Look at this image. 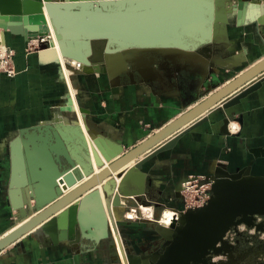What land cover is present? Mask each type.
I'll return each instance as SVG.
<instances>
[{"label":"crops","instance_id":"obj_1","mask_svg":"<svg viewBox=\"0 0 264 264\" xmlns=\"http://www.w3.org/2000/svg\"><path fill=\"white\" fill-rule=\"evenodd\" d=\"M245 1L259 8H254L260 11L258 26L249 21L238 26L233 13L226 24L217 25L221 31L217 38L198 47H209L215 59L226 60L224 65L217 61L213 65L198 54L199 59H188L195 48L157 51L130 57L132 77L122 73L112 80L103 74V62L97 64L99 71L95 72L80 63L45 59L39 52H29L38 40L26 42L24 36L6 31L4 44L15 51L18 73L10 78L0 72V239L20 221L11 196L13 177L20 181V176L13 173L11 146L22 138L21 132L32 136L31 131L40 126L82 122V114L91 128L124 152L131 151L264 59V8L257 1ZM229 59L232 64L227 63ZM207 76L211 86L202 96L200 87ZM254 84H259L256 89L235 99ZM72 95L78 108H73ZM79 107L84 113L80 114ZM234 126L236 130H232ZM164 144L168 145L159 149ZM141 161L146 175L145 194L133 206H126L117 227L124 247L146 264L163 251L169 235L168 228L160 227L161 221L155 224L149 215L178 212L183 206L180 188L190 176L211 177L222 167L231 173L243 170L247 180L264 178V74L1 251L0 264L119 263L110 219L102 220L97 204L89 205L90 215L85 216L86 224L90 219L93 222L91 231L80 226L72 229L69 218L60 220L94 192L103 201V186ZM99 171L94 169L85 177L78 175L76 184L67 187L64 194ZM121 179L117 177L116 194ZM144 208L148 210L143 213ZM133 209L137 214L131 218Z\"/></svg>","mask_w":264,"mask_h":264},{"label":"water","instance_id":"obj_2","mask_svg":"<svg viewBox=\"0 0 264 264\" xmlns=\"http://www.w3.org/2000/svg\"><path fill=\"white\" fill-rule=\"evenodd\" d=\"M31 1L35 4L31 5L27 0H0V29L3 30L1 32L3 40L6 31L24 36L26 42L39 41L44 37L53 39L52 34L55 32L63 56L86 64L95 72L99 71L97 64L103 62L105 67L103 71L112 80L126 69L123 54L129 50L135 49L143 53L177 50L158 46L161 45L158 41L160 28L170 20L171 11L183 5L190 7L192 3H200L201 0ZM210 1L217 10H221L218 9V2ZM227 5H230V9H223L224 14L217 13L211 17L210 26L214 25L217 29L218 24H226L229 14L233 13H236L238 26L242 25L246 1L227 0ZM44 9L47 10L52 28L46 21ZM33 18L40 21L34 28L29 27V22ZM249 23L258 26L259 20L252 16ZM121 41L131 44L138 41L145 46L136 45L139 47L137 48L129 44L123 47ZM186 41L192 48H196L198 43L201 45L212 42V40L202 42L190 37H187ZM191 41L198 43L192 45ZM97 42L104 43V48L98 55L95 49ZM117 57H120V60ZM95 59H99L98 62L95 63ZM116 61H119V67L115 66ZM227 63L232 64L233 61L227 60ZM262 74L264 59L253 64L246 72L129 152H124L122 147L91 128L84 116L82 118L86 130L93 141L91 144L86 141L77 120L71 127L62 124L40 126L32 130L36 132L32 136H28L27 132H21L22 138L11 146V155L15 160L13 173L20 176V184L14 177L12 179L11 196L20 221L28 219L0 239V252ZM258 85L246 88L235 99H241ZM80 112L84 113L81 107ZM70 128L77 131L74 133ZM22 139L29 142H19ZM167 145L164 144L159 149ZM38 149H43L49 155L52 163L49 168L38 160ZM92 157L100 171L74 190L64 194L67 187L76 184L78 175L81 177L91 175ZM105 161L108 164H104ZM143 163L144 161L138 162L123 176H117L122 178L118 194L114 191L117 177L103 186L106 203L102 201L98 192H94L70 208L61 216L60 222L69 218L72 229L80 226L85 231H91L93 222L90 219V223L86 224L85 216L87 213L90 215L88 206L97 204L102 220L109 217L111 225L118 233L117 224L126 211V206H133L135 201L139 202V198L145 194L146 175L142 172ZM213 177L214 185L208 203L202 208L181 213L179 218L175 219L174 225L167 229L168 242L163 251L146 264H208V255L211 251L217 250V245L223 241L231 228L243 224L264 232V221H261L264 218V178L247 180L243 170L231 173L222 167L215 170ZM131 184L134 186L129 189L128 186ZM38 211V214L30 217ZM123 250L127 264H142L127 247H123Z\"/></svg>","mask_w":264,"mask_h":264},{"label":"bare ground","instance_id":"obj_3","mask_svg":"<svg viewBox=\"0 0 264 264\" xmlns=\"http://www.w3.org/2000/svg\"><path fill=\"white\" fill-rule=\"evenodd\" d=\"M27 1L31 5L35 4L31 0H27ZM199 2L200 3H192L190 7H188V6L186 7V5H183V7L176 8L173 11H171L170 20L167 22L166 25H163L160 28V31L158 33V41L161 44L158 46L163 47V48L189 49L190 46H188L187 41H186L187 37L197 39V40L203 42L205 40H213L214 38H217L219 36V34H221V31L218 29L216 30L214 25L210 26V22H211V17L213 15H215L217 13L222 15V14H224L223 11L217 10L216 6L210 0H201ZM246 4L247 5H246V10H245V15L242 19V23H247L248 21H250V18L252 16L257 19L258 18L257 15L260 12L259 10H256L252 6L248 5L247 2H246ZM44 14L46 16L47 23L52 28L51 20L48 16L46 9H44ZM38 23H40V21L33 18V20H31L29 22V27L34 28ZM52 37H53V39H49L48 37H44L41 40H39V43L41 46L42 56H45L47 59H49V58L54 59L55 61L62 59L64 62L70 61V62H75L76 64L79 63V62L70 60L69 58L63 56V54L61 52V48H60V43L55 36V32H53ZM0 43L5 45L4 40L3 41L0 40ZM121 44L123 45V47H127L131 43L121 41ZM131 45L134 47H137V48H139V47L136 45L145 46L141 42H138V41H136V42L133 41V43ZM117 58H118V60H120V57H117ZM80 64H82L86 67H89L86 64H83V63H80ZM114 64L117 67H119V65H120L119 61H116ZM70 109H72V110H70L71 112L74 111L73 108H70ZM79 110H80V107H79ZM80 114H81V112H80ZM81 120H82V122H80V120H79L78 124H79V126H81V128L84 132L86 141L89 143L93 142L91 137H90V134L86 130V126L84 124L82 114H81ZM64 124H65V126L71 127V124H67L66 122L63 123V125ZM71 130L74 133L77 131L75 128L71 129ZM19 142H29V141L22 139ZM37 155H38V160L40 161V163H42L46 168H49V166L52 165L49 155L43 149H38ZM100 157L104 160V158L101 156V154H100ZM91 162L93 165V167H92L93 171H94V169H96V170L100 169L97 166V164L95 163V160L93 157L91 159ZM130 164L131 163H129L125 167L129 166ZM125 167H123L122 169H124ZM122 169H120L117 173H119ZM103 202L106 203L105 200H103ZM147 210L148 209L144 208L143 213L146 212ZM129 215L131 217L132 216L135 217L134 213L129 214ZM27 219L28 218L22 219L20 222H18V225L15 228H18L19 226H21L24 222L27 221ZM161 223H164L166 225H171V226L174 225L175 217H174L173 213L166 212ZM112 231H113V234L115 236L116 243H117L115 245V247H117L119 249V252H120V254L117 255V260H119V263H121V262L126 263L125 262V260H126L125 253L123 250V244H122V241L120 239V236L117 233V231L114 230L113 226H112Z\"/></svg>","mask_w":264,"mask_h":264},{"label":"rangeland","instance_id":"obj_4","mask_svg":"<svg viewBox=\"0 0 264 264\" xmlns=\"http://www.w3.org/2000/svg\"><path fill=\"white\" fill-rule=\"evenodd\" d=\"M215 1L216 3L218 2V9H221V10L230 9V5H227V0H215ZM253 1H257L258 5L261 8H264V0H250V2H253ZM254 8L259 9L255 6ZM38 43L35 46L31 47L29 52H33V53L39 52L42 58L47 59L45 56H42L41 46H40V43L39 44ZM196 43L198 42L191 41L192 45ZM198 44L196 46L200 45ZM95 46H96L95 48L96 54L98 55V53L104 48V43L97 42L95 43ZM175 49L182 50L180 48H175ZM95 60H96L95 61L96 63L98 62L99 59H95ZM100 60H102V58ZM69 63L74 64V65L79 64V63L76 64L75 62H70V61ZM72 101H73V108H78V104L76 103V100L74 97L72 98ZM62 121L64 120L62 119L61 122ZM35 133H36L35 131H31L32 135ZM181 210H182V207L180 208L178 212H180ZM164 215L165 214L163 212H160V214L155 212L153 213L152 220L155 221L154 222L155 224H158L160 221L163 220ZM129 217L131 216L129 215ZM261 221H264V218L261 219ZM170 226L171 225H166L164 223L163 224L161 223L160 227H164V228L167 227L168 229H170ZM207 262L208 264H264V232L257 231L255 228L248 227L243 224L237 227L231 228L226 233L225 237L223 238V241L217 245V250L211 251V253L208 255Z\"/></svg>","mask_w":264,"mask_h":264},{"label":"built area","instance_id":"obj_5","mask_svg":"<svg viewBox=\"0 0 264 264\" xmlns=\"http://www.w3.org/2000/svg\"><path fill=\"white\" fill-rule=\"evenodd\" d=\"M35 46V45H34ZM33 47V46H32ZM15 51L6 45L0 43V72L7 77H14L17 75V70L14 64ZM236 130V126L232 128ZM214 185V177L204 175L190 176L185 180L180 188V194L183 201L182 210L180 212H173L175 219L179 218L181 213L188 210H195L204 207L211 198V191ZM132 213L137 214V210L133 209ZM153 219V213L149 215ZM123 244V243H122ZM124 247V244H123ZM116 254L119 255V249L116 247ZM95 264V263H86ZM98 264V263H97ZM108 264V263H99ZM117 264H127L124 262Z\"/></svg>","mask_w":264,"mask_h":264},{"label":"flooded vegetation","instance_id":"obj_6","mask_svg":"<svg viewBox=\"0 0 264 264\" xmlns=\"http://www.w3.org/2000/svg\"><path fill=\"white\" fill-rule=\"evenodd\" d=\"M198 47H200V46H197L194 50H190L191 48H189V49H186V51L187 50H190L191 51V53H190V56L188 55V59H199L197 56L198 55H201V56H203L204 57V59L206 60V61H208L209 63L211 62L213 65H215L216 64V61L218 62V64L219 65H224V63H225V61L226 60H222L221 58L220 59H215L214 58V54H213V51L211 52V50L209 49V47H207V46H203V47H201V48H198ZM198 48V49H197ZM209 49L208 51H210V55H209V53H208V51L207 50H205V49ZM202 49V50H201ZM214 50V49H213ZM196 52V53H195ZM137 54H141V55H148V54H150V53H143V52H139V51H136V50H129V51H127V52H125L124 54H123V57H124V61H125V65H126V69L123 71V74H126L128 77L130 76V77H132L131 76V74H132V70H131V67H130V64L128 63L129 62V58L131 57V58H133L134 56H136ZM198 54V55H197ZM208 54V55H207ZM207 56V57H206ZM195 57V58H194ZM196 59V60H197ZM194 60H192V61H194ZM230 60V59H229ZM220 61H222L223 63H219ZM103 72V71H102ZM103 74H105V72H103ZM132 81V80H131ZM130 81V82H131ZM211 86V83L209 82V77L207 76V77H205L204 79H203V82H202V85H201V87H200V95H202V96H204L207 92H208V90L210 89L209 87ZM209 177V176H208ZM211 177H213V176H211Z\"/></svg>","mask_w":264,"mask_h":264}]
</instances>
